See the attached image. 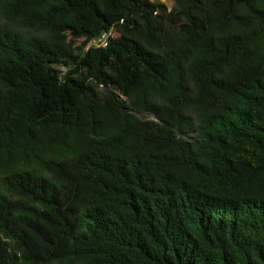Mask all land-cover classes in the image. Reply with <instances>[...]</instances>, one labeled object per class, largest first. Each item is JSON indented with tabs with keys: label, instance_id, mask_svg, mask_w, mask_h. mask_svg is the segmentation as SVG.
Returning <instances> with one entry per match:
<instances>
[{
	"label": "trees",
	"instance_id": "16d2710c",
	"mask_svg": "<svg viewBox=\"0 0 264 264\" xmlns=\"http://www.w3.org/2000/svg\"><path fill=\"white\" fill-rule=\"evenodd\" d=\"M173 1L0 0V264H264V0Z\"/></svg>",
	"mask_w": 264,
	"mask_h": 264
},
{
	"label": "rangeland",
	"instance_id": "374dc122",
	"mask_svg": "<svg viewBox=\"0 0 264 264\" xmlns=\"http://www.w3.org/2000/svg\"><path fill=\"white\" fill-rule=\"evenodd\" d=\"M156 2H160V3H164L166 4L169 8L172 7L174 1L173 0H154ZM112 35V36H116L117 35V31L114 29L113 31H111L110 33H103L101 36L95 38L94 40H92L89 45L87 47H93V48H97V47H102L106 45V42L108 40V37ZM77 46L81 47L82 46V42L79 41L76 44ZM57 69L61 72V75H65L68 71L69 68L63 64L60 65H56ZM118 92V91H117ZM119 93V92H118ZM142 118L144 119H152L153 117L149 114L143 113L140 115Z\"/></svg>",
	"mask_w": 264,
	"mask_h": 264
}]
</instances>
